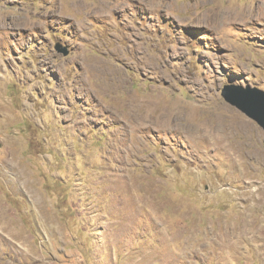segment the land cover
Masks as SVG:
<instances>
[{
	"label": "rangeland",
	"instance_id": "rangeland-1",
	"mask_svg": "<svg viewBox=\"0 0 264 264\" xmlns=\"http://www.w3.org/2000/svg\"><path fill=\"white\" fill-rule=\"evenodd\" d=\"M226 86L264 91V0H0V205L17 225L0 264H264L232 219L245 184L264 187V130ZM199 123L232 125L249 178Z\"/></svg>",
	"mask_w": 264,
	"mask_h": 264
},
{
	"label": "bare ground",
	"instance_id": "bare-ground-1",
	"mask_svg": "<svg viewBox=\"0 0 264 264\" xmlns=\"http://www.w3.org/2000/svg\"><path fill=\"white\" fill-rule=\"evenodd\" d=\"M73 4V3H72ZM76 6V5H75ZM259 9V8H258ZM76 11V10H75ZM78 13V12H77ZM144 106V105H143ZM151 107V105H150ZM147 108V107H146ZM149 110V109H148ZM155 110V109H154ZM146 111V110H145ZM162 111V110H161ZM160 112V111H159ZM164 112V111H163ZM144 113V112H143ZM148 113V111H147ZM146 113V114H147ZM150 113V111H149ZM232 113V112H231ZM169 114V113H168ZM3 116V115H2ZM144 116V115H143ZM193 116V115H192ZM160 117V116H159ZM151 118V117H150ZM189 118V117H188ZM141 119V118H140ZM186 119V118H185ZM207 120V119H206ZM227 120V119H226ZM189 121H192V119L190 118ZM214 121V120H213ZM234 121V120H233ZM143 122V120H142ZM147 122V121H146ZM177 122V121H176ZM230 122V121H229ZM236 122V121H235ZM191 123V122H190ZM197 123V122H196ZM211 123V122H210ZM209 123V124H210ZM213 123V122H212ZM227 123V122H226ZM238 123H240L242 126L245 125L243 121H239ZM209 124L206 123H199V124H195L193 128L194 132V136L200 140H203V142L205 140H209L211 143V145L214 146H218L217 149H223L227 152H232V156H231V161L232 164H236L239 169H240V175L242 177L245 178H249V174H250V167L249 164L247 162V160L243 157L244 153H242L243 151H240V147L239 145L236 146L235 148H232L228 142L231 139V134L233 133L232 130V125L230 127H223L221 125H218L217 128L210 127ZM152 125V124H151ZM149 127V126H148ZM240 127V126H239ZM249 127V126H247ZM237 128V127H236ZM142 130V129H141ZM238 136V135H237ZM233 138V137H232ZM133 141V140H132ZM205 143V142H204ZM208 144V143H206ZM246 145V144H245ZM248 146V145H247ZM246 146V147H247ZM127 149V148H126ZM130 154V153H129ZM199 155V154H198ZM258 157L261 156V153L257 154ZM130 159V158H129ZM127 162V161H126ZM253 162V161H252ZM10 164V163H9ZM11 165V164H10ZM7 167V166H6ZM18 170H22L21 167L18 166V164L15 166ZM12 168V167H11ZM16 169V170H17ZM117 171V170H116ZM115 171V172H116ZM21 172L24 173V170H22ZM20 173V172H19ZM121 173V172H120ZM18 174V173H17ZM27 174V173H26ZM25 174V175H26ZM124 174V173H123ZM28 178V177H27ZM107 178V177H106ZM125 178V177H124ZM19 179H21L19 177ZM15 180V179H14ZM34 180V179H33ZM16 181V180H15ZM25 183V182H24ZM149 183V182H148ZM104 184V183H103ZM129 184V182H128ZM151 185V184H150ZM255 185V182H253L252 180H250L248 183L245 184V188L246 191H244L242 193L243 196L246 197L247 202L249 203V205H247L245 207V209L241 212L240 214L236 217H232V219H236V230L239 232V234L244 237V238H248L249 240H251L252 242H256V241H260L263 240L264 241V213L261 217L259 218H254L251 213L249 212L248 209H262V211L264 210V187L260 188L259 190H254L253 187ZM24 189V188H23ZM98 193V192H97ZM126 195V194H125ZM168 195V194H167ZM156 201V199H155ZM246 202V201H245ZM246 202V203H247ZM7 207V206H6ZM2 206L0 205V230L2 232V234H5L6 237H8L10 234L13 233H17L16 230V226L17 225H13L11 224V222H9L6 219V214H4V210H2ZM5 209V208H4ZM156 211V210H155ZM128 214V213H127ZM100 217V216H98ZM108 217V216H107ZM222 219V218H221ZM219 219L220 222H222V220ZM11 221V219H10ZM122 222V221H121ZM120 223V222H119ZM129 223V222H128ZM228 223V222H227ZM127 224V223H126ZM227 225V224H226ZM120 226V225H119ZM110 231V230H109ZM115 231V230H114ZM126 231V230H125ZM154 231V230H153ZM116 233V232H115ZM111 234V233H110ZM125 234V233H124ZM21 235V234H20ZM2 236V235H1ZM130 236V235H129ZM156 236V235H155ZM10 237V236H9ZM15 237V236H14ZM25 238V237H24ZM23 238V239H24ZM3 239V238H2ZM17 239V238H16ZM122 239V238H121ZM6 240V239H5ZM4 240V241H5ZM8 241V240H7ZM10 242V241H9ZM23 242V241H22ZM21 242V243H22ZM116 242V241H115ZM172 242V241H171ZM8 242H6L7 244ZM11 243V242H10ZM25 244V242H24ZM169 244V243H168ZM23 245V244H22ZM147 245V244H146ZM25 247V246H24ZM163 249V248H162ZM26 252V251H25ZM160 257V256H159ZM9 263V262H8ZM46 264V263H45Z\"/></svg>",
	"mask_w": 264,
	"mask_h": 264
},
{
	"label": "water",
	"instance_id": "water-1",
	"mask_svg": "<svg viewBox=\"0 0 264 264\" xmlns=\"http://www.w3.org/2000/svg\"><path fill=\"white\" fill-rule=\"evenodd\" d=\"M63 54L67 56L68 52L64 51ZM235 90L233 86H226L222 91V97L230 105L256 121L264 130V91L254 88L236 93Z\"/></svg>",
	"mask_w": 264,
	"mask_h": 264
}]
</instances>
